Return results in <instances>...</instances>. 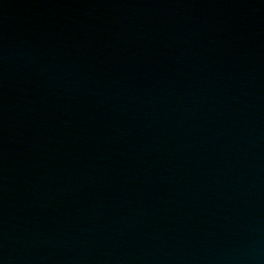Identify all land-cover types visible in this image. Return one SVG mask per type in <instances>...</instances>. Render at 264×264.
<instances>
[{"label":"water","instance_id":"obj_1","mask_svg":"<svg viewBox=\"0 0 264 264\" xmlns=\"http://www.w3.org/2000/svg\"><path fill=\"white\" fill-rule=\"evenodd\" d=\"M0 264H264V0H0Z\"/></svg>","mask_w":264,"mask_h":264}]
</instances>
